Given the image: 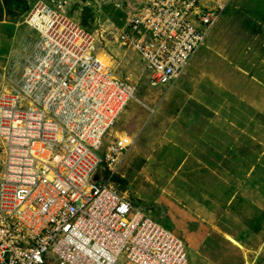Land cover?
<instances>
[{
	"label": "built area",
	"instance_id": "2783aa9c",
	"mask_svg": "<svg viewBox=\"0 0 264 264\" xmlns=\"http://www.w3.org/2000/svg\"><path fill=\"white\" fill-rule=\"evenodd\" d=\"M232 1L137 0L92 32L68 0H27L37 38L0 86V264H189L186 243L117 189L133 137L112 130L137 85L103 56L108 43L134 53L152 86L172 87Z\"/></svg>",
	"mask_w": 264,
	"mask_h": 264
},
{
	"label": "rangeland",
	"instance_id": "374dc122",
	"mask_svg": "<svg viewBox=\"0 0 264 264\" xmlns=\"http://www.w3.org/2000/svg\"><path fill=\"white\" fill-rule=\"evenodd\" d=\"M68 1L72 18L92 32L121 23L137 2L122 0L118 8L115 0ZM28 10L25 0L9 8L0 1V18L10 22L0 32V86L6 64L36 41L24 24ZM105 52L115 73L137 85L135 100L112 130L133 137L115 178L117 189L186 243L189 264H264V115L245 103L235 105L231 86L215 85L218 78L235 79L241 97H264V0L227 6L197 51L196 85L180 92L183 77L173 88L154 87L134 53L110 43ZM206 105L246 134L235 136L233 145V132L223 126L218 133L200 132L206 143L198 149L196 118L209 111Z\"/></svg>",
	"mask_w": 264,
	"mask_h": 264
},
{
	"label": "crops",
	"instance_id": "0c3cea01",
	"mask_svg": "<svg viewBox=\"0 0 264 264\" xmlns=\"http://www.w3.org/2000/svg\"><path fill=\"white\" fill-rule=\"evenodd\" d=\"M0 1L2 2V5L4 6L3 1L2 0H0ZM25 1L27 2V0H25ZM5 17L6 16L4 15L2 18H0V32H2L4 29L8 28L9 25H10L9 24L10 22H8ZM197 57H198V55H197V52H196V54L192 57L191 61L189 62L187 68L185 69L183 75L181 76L183 78L181 79V81L179 83L176 82V83H178L177 84L178 91H176V92H180V90L185 85H187V84L188 85H192V86L196 85V82H197L198 78L195 77V74L198 73V71H199L197 69L195 70V68L197 66V63H198ZM193 74H194V76H193ZM179 79H178V81H179ZM215 80H216L215 85H217L219 87L220 86H223V85H228L229 86V89H230V86H231V89L229 90L230 93H231L230 96L231 97L234 96L237 99L236 102L234 100V104L235 105L237 103L238 104H241V103L244 104L245 103L246 105H248L256 113H259V114L262 113L264 115V107H263V104H262V103H264V97H262V98H254L250 102V99L251 98L248 99V98H245V97H241L240 91L235 88V83H234V80L235 79H230V82L229 83L228 82H225V79L218 78V79H215ZM232 84H233V86H232ZM261 96H263V95H260V97ZM206 107L209 108V111L208 112L203 111L204 113L201 114L202 116L196 118V120H197L196 123L197 124L199 123L198 120L200 119L199 125L194 124V125L200 126V129L198 130V136H197V142H198V144H196V146H197L198 149H200V147H201V145L203 143H206V140L205 139H203L202 137L200 138V136H199L200 132H201V134H204L206 132H215V133H218V132H221V126H223V129L225 131L229 129V130H231V132H233V136H234V138L232 139L233 145L237 142V138L235 136L238 135V136L241 137V136H243V135L246 134L245 131L243 130L244 128L242 129L239 125L235 124V122H232L230 120H229V122H227V120L224 119L226 117L223 116L221 113H218V111H216L214 109H211L210 106H208V105H206ZM247 136L249 137V139L251 141H255L256 140L255 137L252 136V135H247ZM233 145H231V146L233 147ZM185 161L187 162V159ZM186 162H184V164ZM254 169H255V167H254ZM248 173H247V177H251L253 175V174H250L251 173V170ZM217 175H216V178H218ZM228 239L231 240V241H233V242H235L229 236H228Z\"/></svg>",
	"mask_w": 264,
	"mask_h": 264
},
{
	"label": "trees",
	"instance_id": "16d2710c",
	"mask_svg": "<svg viewBox=\"0 0 264 264\" xmlns=\"http://www.w3.org/2000/svg\"><path fill=\"white\" fill-rule=\"evenodd\" d=\"M2 1L5 8H9L10 5L15 4L17 2V0H2Z\"/></svg>",
	"mask_w": 264,
	"mask_h": 264
},
{
	"label": "bare ground",
	"instance_id": "6f19581e",
	"mask_svg": "<svg viewBox=\"0 0 264 264\" xmlns=\"http://www.w3.org/2000/svg\"><path fill=\"white\" fill-rule=\"evenodd\" d=\"M103 59L105 60V62H107V64H110V63H111L110 60H109V55L105 54V55L103 56ZM110 65H111V64H110Z\"/></svg>",
	"mask_w": 264,
	"mask_h": 264
}]
</instances>
